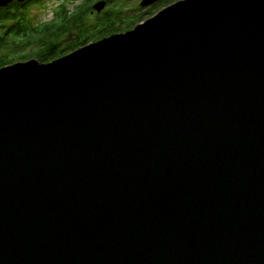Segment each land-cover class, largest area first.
Segmentation results:
<instances>
[{
  "label": "water",
  "instance_id": "water-1",
  "mask_svg": "<svg viewBox=\"0 0 264 264\" xmlns=\"http://www.w3.org/2000/svg\"><path fill=\"white\" fill-rule=\"evenodd\" d=\"M0 264H264V0L0 68Z\"/></svg>",
  "mask_w": 264,
  "mask_h": 264
},
{
  "label": "trees",
  "instance_id": "trees-1",
  "mask_svg": "<svg viewBox=\"0 0 264 264\" xmlns=\"http://www.w3.org/2000/svg\"><path fill=\"white\" fill-rule=\"evenodd\" d=\"M56 1L53 19L44 24L34 22L30 12L41 0L23 9L0 11V68L33 57L42 64L52 63L97 41L132 31L155 14L154 10L145 13L138 12V7L128 8L130 0H105L109 8L102 13L94 10L96 0ZM29 48H35L32 54L25 53Z\"/></svg>",
  "mask_w": 264,
  "mask_h": 264
},
{
  "label": "rangeland",
  "instance_id": "rangeland-1",
  "mask_svg": "<svg viewBox=\"0 0 264 264\" xmlns=\"http://www.w3.org/2000/svg\"><path fill=\"white\" fill-rule=\"evenodd\" d=\"M179 0H174L173 2H177ZM131 3L128 4V8H137L138 3L135 1H130ZM59 4L56 0H41L40 3H38L36 6H33V9H31V17L34 20V22H38L40 24H44L46 22H49L53 19V12L54 8ZM95 4H98L95 2ZM76 5H72L74 7ZM108 38V37H107ZM103 40V39H102ZM99 42V41H97ZM96 42V43H97ZM35 48H29L25 53L32 54L34 52ZM23 54V53H22ZM31 60H38L37 57L30 58L25 61H19V62H28ZM17 62V63H19Z\"/></svg>",
  "mask_w": 264,
  "mask_h": 264
},
{
  "label": "flooded vegetation",
  "instance_id": "flooded-vegetation-1",
  "mask_svg": "<svg viewBox=\"0 0 264 264\" xmlns=\"http://www.w3.org/2000/svg\"><path fill=\"white\" fill-rule=\"evenodd\" d=\"M36 1H38V0H27L25 2L20 3V2H18V0H15V2H13L11 5H9L8 7L4 8V9H7L8 11H14L17 8L23 9L30 4H34ZM104 1L105 0H96L97 3L104 2ZM130 1H134V2L136 1L138 3V6H137L139 8L138 12L147 13V12L154 10V12H155L154 16H156L159 13H161L163 10H165L166 8H169L170 6H172L178 2L184 1V0H179L177 2H173L174 0H155L154 2H152L153 0H130ZM169 3H172V4H169ZM144 4H148V5L144 6ZM107 8H109L108 4H107ZM4 9H0V11L4 10Z\"/></svg>",
  "mask_w": 264,
  "mask_h": 264
}]
</instances>
